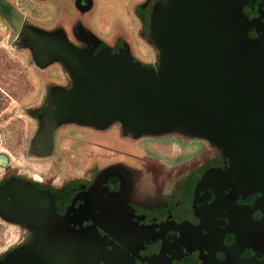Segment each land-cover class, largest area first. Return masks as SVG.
<instances>
[{
    "label": "rangeland",
    "instance_id": "374dc122",
    "mask_svg": "<svg viewBox=\"0 0 264 264\" xmlns=\"http://www.w3.org/2000/svg\"><path fill=\"white\" fill-rule=\"evenodd\" d=\"M172 3L0 0V188L15 185L35 194L44 190L61 206L65 198L93 193L96 183L119 173L129 177L130 195L134 196L150 185L141 175L144 165L153 160L149 155H179L178 143L164 145L166 138L184 143L205 141L215 148L225 168L223 183L231 185L229 159L220 148L190 133L184 123L132 130L116 119L94 123L68 114L66 101L78 90L72 66L65 58L68 49L99 68L103 56L114 60L121 55L138 72H157L165 56L154 12L159 8L167 15ZM11 14L22 19L19 31L10 23ZM42 138L50 145L45 153L39 152ZM194 149L188 147L184 154ZM177 182L173 181L174 190ZM153 200L160 204V200ZM58 217L27 223L0 212V264L28 252L36 253L45 264H92L93 260L110 264L126 255L123 247L115 248L110 242L111 233L101 234L92 226L82 228L83 223L74 230L75 224L72 228ZM119 221L125 225L123 219ZM113 227L125 242L127 229L119 224ZM229 255L242 262L264 263V259L242 258L240 252L230 251Z\"/></svg>",
    "mask_w": 264,
    "mask_h": 264
},
{
    "label": "water",
    "instance_id": "95a60500",
    "mask_svg": "<svg viewBox=\"0 0 264 264\" xmlns=\"http://www.w3.org/2000/svg\"><path fill=\"white\" fill-rule=\"evenodd\" d=\"M243 1L173 0L167 15L156 8L165 60L151 74L130 68L121 55L114 60L103 56L99 68L68 49L65 58L78 88L66 101L68 114L94 123L116 119L132 130L184 123L229 159L233 187L264 194V35L248 37L252 24L242 11ZM10 23L16 31L22 27V19L14 14ZM49 148L42 138L39 152ZM43 195L4 186L0 212L12 220L42 222L51 214L38 206ZM3 264L45 263L28 252ZM220 264L264 263L228 255Z\"/></svg>",
    "mask_w": 264,
    "mask_h": 264
},
{
    "label": "flooded vegetation",
    "instance_id": "af4514ba",
    "mask_svg": "<svg viewBox=\"0 0 264 264\" xmlns=\"http://www.w3.org/2000/svg\"><path fill=\"white\" fill-rule=\"evenodd\" d=\"M242 11L252 24L248 37L259 39L264 35V0H244ZM184 141H162L167 146L178 143L180 153L175 157L169 156L171 152H160L163 157L146 153L153 160L144 165L141 175L150 185L135 197L130 195L129 177L112 173L95 184L93 193H75L61 206L52 193L43 190L46 195L39 197L38 206L51 212L50 220L58 215L68 226L75 224L74 230L83 223L82 228L92 226L101 234L111 233L110 242L126 251L112 264L223 263L230 249L245 259H264V194L223 183L225 168L215 148L205 141ZM188 147L195 149L186 155ZM174 180H178L175 190ZM115 224L127 229L125 242Z\"/></svg>",
    "mask_w": 264,
    "mask_h": 264
}]
</instances>
